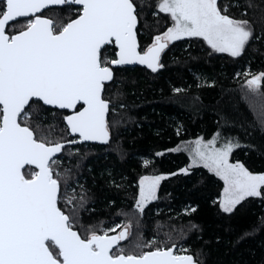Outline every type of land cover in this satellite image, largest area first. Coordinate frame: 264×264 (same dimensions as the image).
<instances>
[{
	"label": "snow or ice",
	"instance_id": "1",
	"mask_svg": "<svg viewBox=\"0 0 264 264\" xmlns=\"http://www.w3.org/2000/svg\"><path fill=\"white\" fill-rule=\"evenodd\" d=\"M229 7L218 0H0V264H206L203 249L186 246L183 226L179 241L169 224L163 238L157 232L145 241L141 234L131 250L121 245L133 237L134 226L141 228L146 208L159 199L161 181L190 176L201 166L223 182L221 213L233 214L249 198L264 202V172L232 161L241 144L222 128L209 139L187 142L190 164L177 173L140 176L127 223L98 231L90 223L92 197L73 177L80 167L72 160L79 154L71 151L74 146L122 147L113 140L120 123L112 119L117 98L108 95L113 66L140 65L155 74L165 67L162 54L182 40L202 42L209 56L239 59L254 40L264 39V0H236L231 7L242 9L239 17ZM52 8L67 9V19L47 16ZM149 15L171 26L148 33L142 46ZM237 75L245 77L243 99L264 131V71ZM167 151L179 153L181 145ZM198 229L191 224L189 231Z\"/></svg>",
	"mask_w": 264,
	"mask_h": 264
},
{
	"label": "trees",
	"instance_id": "2",
	"mask_svg": "<svg viewBox=\"0 0 264 264\" xmlns=\"http://www.w3.org/2000/svg\"><path fill=\"white\" fill-rule=\"evenodd\" d=\"M235 2L218 0L222 7L230 6V15L239 17L242 9L231 7ZM45 14L54 20L67 19V9L52 8ZM147 23L149 27L139 37L142 46L148 41V33L160 34L169 25V21L152 15ZM205 49L202 42H174L162 54L165 67L155 74L143 66L113 67L115 83L108 95L117 98L112 119L120 121L113 130V140L122 147L113 151L85 143L71 150H78L72 160L79 161L80 167L73 170V177L92 197L90 223L98 231L127 223L138 196L140 176L177 173L189 164L185 152L167 150L197 137L209 139L220 128L241 144L232 161L243 162L250 171L264 172V131L255 126L257 114L243 99L245 77L237 75L264 71V39L254 40L239 59L226 54L209 56ZM112 51L109 47L108 52ZM177 88L183 91L177 93ZM222 117L227 118L228 126ZM157 152L164 155L156 156ZM144 160L150 166L145 167ZM63 163L68 166L67 156ZM222 187V182L202 167L190 176H168L161 181L159 199L146 208L141 228L134 226L133 237L121 245L131 250L141 234L145 241L156 238L157 232L163 238L169 224H174L177 231L173 238L179 241L183 226L189 236L186 246L203 249L206 264H264V202L249 198L233 214H223L217 207ZM191 208L196 211L191 212ZM82 215L89 221L88 213ZM173 217L176 219H170ZM191 224L199 225V229L190 232Z\"/></svg>",
	"mask_w": 264,
	"mask_h": 264
},
{
	"label": "rangeland",
	"instance_id": "3",
	"mask_svg": "<svg viewBox=\"0 0 264 264\" xmlns=\"http://www.w3.org/2000/svg\"><path fill=\"white\" fill-rule=\"evenodd\" d=\"M168 26H171V25H170V21H169V25H168ZM168 26H167V27H168ZM164 30H166V27H165ZM194 140H195V139H194ZM194 140H191V141H194ZM191 141H187V142H191ZM187 142H183V143L180 144V145H181V151H182V152H185L186 155L188 156V159H189V153H188L187 151L184 150V145L187 144ZM189 164H190V159H189ZM201 167H202V166H201ZM213 175H214V174H213ZM221 182H222V181H221ZM222 185H223V182H222ZM222 191H223V187H222L221 193H222ZM221 193H220V194H221ZM219 197H220V196H219ZM120 230H121V229H117V230H116V233H118Z\"/></svg>",
	"mask_w": 264,
	"mask_h": 264
},
{
	"label": "water",
	"instance_id": "4",
	"mask_svg": "<svg viewBox=\"0 0 264 264\" xmlns=\"http://www.w3.org/2000/svg\"><path fill=\"white\" fill-rule=\"evenodd\" d=\"M136 66H140V65H125V66H113V67H119V68H125V67H136ZM88 143H91V142H88ZM114 234H117V233H114ZM112 235V234H110ZM123 242V241H121Z\"/></svg>",
	"mask_w": 264,
	"mask_h": 264
},
{
	"label": "flooded vegetation",
	"instance_id": "5",
	"mask_svg": "<svg viewBox=\"0 0 264 264\" xmlns=\"http://www.w3.org/2000/svg\"><path fill=\"white\" fill-rule=\"evenodd\" d=\"M87 144V143H86ZM88 144H93V143H88Z\"/></svg>",
	"mask_w": 264,
	"mask_h": 264
}]
</instances>
